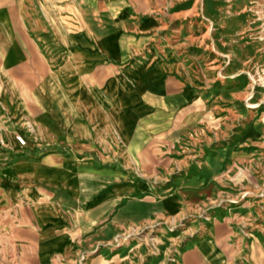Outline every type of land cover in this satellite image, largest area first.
<instances>
[{
	"label": "rangeland",
	"instance_id": "obj_1",
	"mask_svg": "<svg viewBox=\"0 0 264 264\" xmlns=\"http://www.w3.org/2000/svg\"><path fill=\"white\" fill-rule=\"evenodd\" d=\"M41 1L52 25L73 28L74 17L62 15L77 16L74 7L63 6L68 0ZM124 1L128 6L117 18L136 17L124 32L137 51L109 60L96 75H84L85 82L111 79L117 93L134 96L139 93L136 80L172 63L176 72L157 77L163 93L185 90L188 95L164 113L163 133L140 132L146 124L155 125L154 115L126 116L135 148L115 144L116 168L126 175L116 183L142 180L150 197L174 194L193 210L173 219L149 215L115 230L64 225L54 229L63 233L57 250L42 255L37 241L45 234L43 227L19 229L27 226L24 216L18 224L13 206L4 207L0 197V264H174L179 247L198 234L191 228L194 217L224 215L247 243L242 257L264 264V237L250 245L259 224L264 233V0ZM103 13L98 16L100 34L112 28ZM146 20L151 26L143 32ZM24 138V147L14 144L19 154L28 147ZM30 162L22 161L20 169L35 170ZM50 191L65 215L76 210L62 190Z\"/></svg>",
	"mask_w": 264,
	"mask_h": 264
},
{
	"label": "crops",
	"instance_id": "obj_2",
	"mask_svg": "<svg viewBox=\"0 0 264 264\" xmlns=\"http://www.w3.org/2000/svg\"><path fill=\"white\" fill-rule=\"evenodd\" d=\"M63 6L77 12L71 17L62 14L74 17L71 29L52 25L41 0H0V197L4 207L13 206L18 224L24 216L27 226L19 229L43 227L45 234L37 241L42 255L57 250L63 233L54 229L64 225L115 230L141 223L149 215L173 219L193 210L174 194L150 197L142 180L116 183L126 175L116 168L115 144L131 149L135 143L126 116L154 115L155 125L146 124L140 132L163 133L164 113L188 95L185 90L163 93L157 77L163 71L176 72V67L161 64L140 77L134 83L139 91L134 96L120 89L117 93V83L111 79L85 82L84 75H96L109 60L137 51V44L124 32L127 22L136 17L117 18L128 6L124 0H68ZM100 11L112 26L104 34L99 33ZM149 21L141 31L151 26ZM14 134L28 141L21 154L14 149ZM26 159L35 170L20 169ZM51 188L62 190L76 210L65 215ZM230 221L226 215L194 217L191 228L198 234L179 247L174 264H253L242 257L247 243ZM258 226L250 245L264 237Z\"/></svg>",
	"mask_w": 264,
	"mask_h": 264
},
{
	"label": "built area",
	"instance_id": "obj_3",
	"mask_svg": "<svg viewBox=\"0 0 264 264\" xmlns=\"http://www.w3.org/2000/svg\"><path fill=\"white\" fill-rule=\"evenodd\" d=\"M14 142L19 147H23L25 144V139L23 138V135L21 134H14Z\"/></svg>",
	"mask_w": 264,
	"mask_h": 264
},
{
	"label": "bare ground",
	"instance_id": "obj_4",
	"mask_svg": "<svg viewBox=\"0 0 264 264\" xmlns=\"http://www.w3.org/2000/svg\"><path fill=\"white\" fill-rule=\"evenodd\" d=\"M23 138H24V136H23ZM24 139H25V138H24ZM25 145H26V141H25V144H24V146H25ZM24 146H23V147H24Z\"/></svg>",
	"mask_w": 264,
	"mask_h": 264
}]
</instances>
